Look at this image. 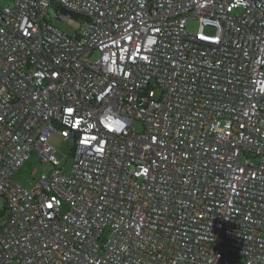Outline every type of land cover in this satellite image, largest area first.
Segmentation results:
<instances>
[{
  "label": "built area",
  "instance_id": "built-area-1",
  "mask_svg": "<svg viewBox=\"0 0 264 264\" xmlns=\"http://www.w3.org/2000/svg\"><path fill=\"white\" fill-rule=\"evenodd\" d=\"M0 201V264H264V0H9Z\"/></svg>",
  "mask_w": 264,
  "mask_h": 264
},
{
  "label": "rangeland",
  "instance_id": "rangeland-1",
  "mask_svg": "<svg viewBox=\"0 0 264 264\" xmlns=\"http://www.w3.org/2000/svg\"><path fill=\"white\" fill-rule=\"evenodd\" d=\"M9 0H0V7L7 5ZM49 16L52 18L54 26L66 33L73 35L74 31L79 29V23L74 19L59 20L55 19L56 13L52 8H49ZM198 29L197 21L190 20L187 22L186 30L194 32ZM136 129H140V123L136 124ZM48 143L54 150L55 156L59 161V166L63 168L65 172H69L72 165V157L70 151L72 149V141L66 140L61 134H57L49 139ZM51 169V165L48 163H41L36 151H33L29 158L21 165V167L13 174V180L24 188H30V182L36 180L40 174L48 173ZM3 209V203L0 201V213ZM1 218V214H0Z\"/></svg>",
  "mask_w": 264,
  "mask_h": 264
},
{
  "label": "trees",
  "instance_id": "trees-1",
  "mask_svg": "<svg viewBox=\"0 0 264 264\" xmlns=\"http://www.w3.org/2000/svg\"><path fill=\"white\" fill-rule=\"evenodd\" d=\"M69 14V16H70V19H77V17L73 14V13H68ZM3 211H1V213H2Z\"/></svg>",
  "mask_w": 264,
  "mask_h": 264
}]
</instances>
